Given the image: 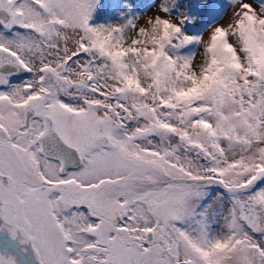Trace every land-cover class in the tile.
I'll list each match as a JSON object with an SVG mask.
<instances>
[{"label": "snow or ice", "instance_id": "obj_1", "mask_svg": "<svg viewBox=\"0 0 264 264\" xmlns=\"http://www.w3.org/2000/svg\"><path fill=\"white\" fill-rule=\"evenodd\" d=\"M98 2L0 0V264H264V0Z\"/></svg>", "mask_w": 264, "mask_h": 264}, {"label": "trees", "instance_id": "obj_2", "mask_svg": "<svg viewBox=\"0 0 264 264\" xmlns=\"http://www.w3.org/2000/svg\"><path fill=\"white\" fill-rule=\"evenodd\" d=\"M146 9L148 0H140ZM134 0H103L96 5L91 24L118 23L131 14ZM202 4V6H197ZM228 7V0H180V11H186L196 16L192 23L185 22V30L193 35H198L208 24L219 19L222 12ZM121 14H124L123 16ZM189 47H194L190 45Z\"/></svg>", "mask_w": 264, "mask_h": 264}, {"label": "rangeland", "instance_id": "obj_3", "mask_svg": "<svg viewBox=\"0 0 264 264\" xmlns=\"http://www.w3.org/2000/svg\"><path fill=\"white\" fill-rule=\"evenodd\" d=\"M102 1L103 0H99L98 4L101 3ZM151 2H152V0H149V3H151ZM144 10L145 9L143 8V5L140 4V0H138V1L137 0H134V4H133V11H134V13H141L142 17H143V15L150 14V13L144 12ZM139 22H142V19ZM220 22L223 23L224 21L221 20ZM197 59H199V55L197 56Z\"/></svg>", "mask_w": 264, "mask_h": 264}]
</instances>
